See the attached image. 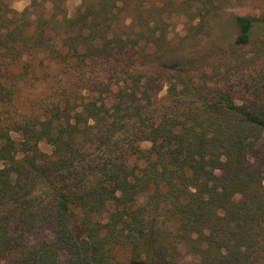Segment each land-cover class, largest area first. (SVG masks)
<instances>
[{
	"label": "trees",
	"instance_id": "1",
	"mask_svg": "<svg viewBox=\"0 0 264 264\" xmlns=\"http://www.w3.org/2000/svg\"><path fill=\"white\" fill-rule=\"evenodd\" d=\"M66 2L0 0V264H264V84L212 93L168 29L211 31L222 3Z\"/></svg>",
	"mask_w": 264,
	"mask_h": 264
},
{
	"label": "rangeland",
	"instance_id": "2",
	"mask_svg": "<svg viewBox=\"0 0 264 264\" xmlns=\"http://www.w3.org/2000/svg\"><path fill=\"white\" fill-rule=\"evenodd\" d=\"M5 1L12 9L23 11L31 5L33 0ZM82 3L83 0H67L66 7L69 14L76 13ZM214 3L216 5L222 3L218 27H214L208 32H202L199 28L191 29L192 23L197 24L199 18L189 21L187 14L176 15L168 20L170 37L176 45H180V43L181 46L184 45L182 46L185 48L184 50L197 51V55L193 57L194 60H197L192 69L193 75L197 78L199 76L206 77V82L212 93L223 89L232 95L236 103H242L250 97L254 98L256 87L264 84V0H214ZM237 15H251L258 19L253 29V43L246 47L238 46L235 43L240 32L235 21ZM203 55L211 56L202 60L200 58ZM140 62L137 60L136 65L140 66ZM38 73L41 72L38 71ZM32 80L22 84L25 96L30 99L26 102L27 104L32 103L33 99V96L31 97L29 94L36 90L38 93L45 85L42 83L35 87ZM143 145L149 146V142H144ZM42 148L47 151L51 150V147L46 144H42ZM14 230H19L18 225L14 226ZM43 238L54 240L56 238L55 228L46 226L39 232L29 233L27 242L35 247ZM123 255H126L124 250L119 252V257ZM181 256L184 257V262H191V264L196 260L195 256L185 249ZM62 258H66L65 253L62 254ZM2 264H9V262L5 260Z\"/></svg>",
	"mask_w": 264,
	"mask_h": 264
}]
</instances>
